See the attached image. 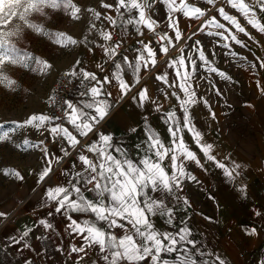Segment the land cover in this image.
I'll return each mask as SVG.
<instances>
[{"label":"crops","instance_id":"crops-1","mask_svg":"<svg viewBox=\"0 0 264 264\" xmlns=\"http://www.w3.org/2000/svg\"><path fill=\"white\" fill-rule=\"evenodd\" d=\"M107 1L0 264H263L264 0Z\"/></svg>","mask_w":264,"mask_h":264},{"label":"rangeland","instance_id":"rangeland-1","mask_svg":"<svg viewBox=\"0 0 264 264\" xmlns=\"http://www.w3.org/2000/svg\"><path fill=\"white\" fill-rule=\"evenodd\" d=\"M103 4L0 0V227L29 195L32 177L42 174L52 154L49 138L60 141L44 116L46 92L53 74L73 69L94 44L96 7Z\"/></svg>","mask_w":264,"mask_h":264},{"label":"built area","instance_id":"built-area-1","mask_svg":"<svg viewBox=\"0 0 264 264\" xmlns=\"http://www.w3.org/2000/svg\"><path fill=\"white\" fill-rule=\"evenodd\" d=\"M150 39L155 46L161 44V39L157 33H151ZM138 45L141 46V44ZM85 94L86 85L84 80L74 71L67 69L57 74L46 103L47 115L56 128L61 130L67 125L70 98L74 95L77 98H83ZM92 184L90 183L91 186Z\"/></svg>","mask_w":264,"mask_h":264},{"label":"snow or ice","instance_id":"snow-or-ice-1","mask_svg":"<svg viewBox=\"0 0 264 264\" xmlns=\"http://www.w3.org/2000/svg\"><path fill=\"white\" fill-rule=\"evenodd\" d=\"M218 167L223 169V165H218ZM224 172H227V169H223ZM238 191H241L244 196H246V188L238 189ZM258 214V213H257Z\"/></svg>","mask_w":264,"mask_h":264},{"label":"clouds","instance_id":"clouds-1","mask_svg":"<svg viewBox=\"0 0 264 264\" xmlns=\"http://www.w3.org/2000/svg\"><path fill=\"white\" fill-rule=\"evenodd\" d=\"M93 92L95 93L96 92V90L95 89H93ZM59 191V190H58ZM152 238H154V237H150V239H152Z\"/></svg>","mask_w":264,"mask_h":264}]
</instances>
